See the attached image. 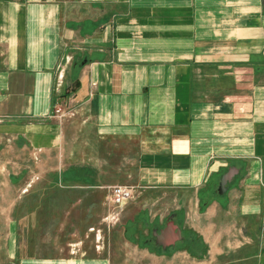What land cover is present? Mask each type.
I'll use <instances>...</instances> for the list:
<instances>
[{"label":"crops","instance_id":"crops-1","mask_svg":"<svg viewBox=\"0 0 264 264\" xmlns=\"http://www.w3.org/2000/svg\"><path fill=\"white\" fill-rule=\"evenodd\" d=\"M0 211V264H119L170 214L264 264V0H0Z\"/></svg>","mask_w":264,"mask_h":264},{"label":"rangeland","instance_id":"rangeland-1","mask_svg":"<svg viewBox=\"0 0 264 264\" xmlns=\"http://www.w3.org/2000/svg\"><path fill=\"white\" fill-rule=\"evenodd\" d=\"M125 201L122 206L126 203ZM105 203V201H104ZM107 212L102 217L103 222L108 226L112 223L116 222L120 217L121 207H114L112 205L105 204ZM118 212V215L113 218L110 217L113 213ZM9 212L0 211V222L6 217ZM110 218V219H109ZM174 221V220H173ZM174 223H176L174 221ZM183 231V227L181 226L180 222L176 223ZM189 230V229H188ZM190 231V230H189ZM151 234L147 235L145 245L136 243L135 248L130 244L128 249L129 257L123 260H118L119 264H229L226 263V255L225 251L222 247H216L215 249L209 250L210 252L207 253L208 249L201 247L202 245L197 242L193 241L191 244L187 245V249L184 246V241L176 242L174 246H171L164 251H169L166 254H162L163 250L154 245V243H149L148 239ZM152 237V236H151ZM186 250V251H185ZM159 255H163L161 257ZM225 256V257H224ZM233 264V263H230Z\"/></svg>","mask_w":264,"mask_h":264},{"label":"built area","instance_id":"built-area-1","mask_svg":"<svg viewBox=\"0 0 264 264\" xmlns=\"http://www.w3.org/2000/svg\"><path fill=\"white\" fill-rule=\"evenodd\" d=\"M62 78V72L61 70L58 71V73L56 74V85L59 84V82L61 81ZM67 92L66 97L63 98L62 101L59 102H55L53 104V109H52V115L58 119L61 120L63 118H66L70 115H72V103L75 99L74 96V91L73 89H69ZM107 192L104 196V201L105 204L107 205H112L114 207H121L122 204L127 201L128 199L131 198V190L132 187L131 186H127V185H112L106 188ZM113 215H115V217L118 215V212L113 213L112 215H110L111 220L114 219ZM110 219V218H109Z\"/></svg>","mask_w":264,"mask_h":264},{"label":"water","instance_id":"water-1","mask_svg":"<svg viewBox=\"0 0 264 264\" xmlns=\"http://www.w3.org/2000/svg\"><path fill=\"white\" fill-rule=\"evenodd\" d=\"M237 172L238 169L234 165H230L221 173L216 186L218 194L226 191L228 184ZM150 234L153 237L154 245L159 246L162 250L174 246L176 242L182 239L181 228L174 223L173 214L166 217L162 227L151 229Z\"/></svg>","mask_w":264,"mask_h":264},{"label":"flooded vegetation","instance_id":"flooded-vegetation-1","mask_svg":"<svg viewBox=\"0 0 264 264\" xmlns=\"http://www.w3.org/2000/svg\"><path fill=\"white\" fill-rule=\"evenodd\" d=\"M224 171H225V170H224ZM222 173H223V172H222ZM220 175H221V174H220ZM219 177H220V176H219ZM218 180H219V179H218ZM148 242L152 244V243H153V237L150 236L149 239H148ZM157 247H159V246H157ZM159 248H160V247H159ZM167 248H169V247H167ZM167 248H165V249H167Z\"/></svg>","mask_w":264,"mask_h":264},{"label":"trees","instance_id":"trees-1","mask_svg":"<svg viewBox=\"0 0 264 264\" xmlns=\"http://www.w3.org/2000/svg\"><path fill=\"white\" fill-rule=\"evenodd\" d=\"M200 198V197H199Z\"/></svg>","mask_w":264,"mask_h":264}]
</instances>
